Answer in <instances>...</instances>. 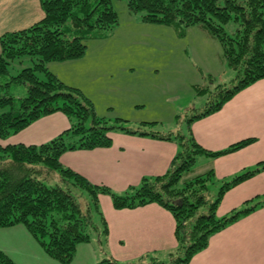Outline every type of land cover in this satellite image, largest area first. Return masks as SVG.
I'll use <instances>...</instances> for the list:
<instances>
[{
	"label": "trees",
	"instance_id": "obj_1",
	"mask_svg": "<svg viewBox=\"0 0 264 264\" xmlns=\"http://www.w3.org/2000/svg\"><path fill=\"white\" fill-rule=\"evenodd\" d=\"M39 4L43 11L39 20L0 35V139L54 112L65 114L70 126L38 145L0 143V228L24 225L48 257L68 264L77 246L91 242L93 233L107 236L99 195H109L116 209L155 202L175 220L176 246L167 253L169 259L149 254L120 262L108 256L96 264H187L207 247L213 234L264 205V197L256 196L225 215L216 213L224 193L263 170L264 161L222 180L213 198L208 188V183L215 182L212 168L186 178L197 156L218 157L256 140L248 137L210 151L195 141L191 124L264 78V0H127V8L140 12L144 22L176 25L182 31L193 25L202 27L219 42L225 63L233 71L229 84H218L212 91L197 90L206 94V102L200 112L186 116V133L108 124L96 115L92 101L80 89L49 70L48 63L81 58L90 40L110 35L118 24L112 0H39ZM17 85L25 86L24 95L13 94ZM112 130L175 140L179 149L164 174L143 177L123 194L61 164L59 158L67 150L111 146ZM95 214L100 230L93 220ZM0 264L16 263L0 250Z\"/></svg>",
	"mask_w": 264,
	"mask_h": 264
},
{
	"label": "crops",
	"instance_id": "obj_2",
	"mask_svg": "<svg viewBox=\"0 0 264 264\" xmlns=\"http://www.w3.org/2000/svg\"><path fill=\"white\" fill-rule=\"evenodd\" d=\"M38 4L39 0L38 3L37 0H0V20L3 16L5 20L6 17L9 19L7 25L0 27V35L39 20L43 11ZM22 11H25V16L13 15ZM50 71L59 77L57 71ZM69 126L70 121L65 114L54 112L0 139V143L38 145ZM191 132L195 141L210 151L222 150L248 137L256 138L253 143L218 157L199 155L195 163L200 161V169L193 176L212 168L215 182L220 183L264 161V78L237 92L218 111L195 120L191 124ZM109 135L111 146L67 150L61 154L60 162L90 182L106 185L120 193L131 186H138L143 177L164 174L179 149L175 140L119 130H112ZM256 196L264 197V169L227 190L216 213L225 215ZM99 207L108 228L103 240L106 247L101 250L102 258L112 256L120 262H133L150 254L162 259L176 246L174 217L161 205L152 202L135 208L116 209L110 196L101 194ZM90 244L92 241L79 244L75 258L82 252L84 257L93 254V262L101 260H98L94 249L91 252ZM0 250L17 264H20L18 257L22 260L21 255L26 253L36 264L52 262L22 224L0 228ZM187 264H264V205L213 234L207 247L193 255Z\"/></svg>",
	"mask_w": 264,
	"mask_h": 264
},
{
	"label": "rangeland",
	"instance_id": "obj_3",
	"mask_svg": "<svg viewBox=\"0 0 264 264\" xmlns=\"http://www.w3.org/2000/svg\"><path fill=\"white\" fill-rule=\"evenodd\" d=\"M112 7L117 12L118 24L110 35L88 40L83 57L50 62L47 65L49 70L57 71L62 80L80 89L92 101L96 115L103 117L108 124L186 133V116L200 112L206 102V94L197 90L212 91L218 84H229L233 78L221 45L198 25L182 31L176 25L144 22L140 12L127 8V0H112ZM13 15L22 17L25 11ZM8 20L3 16L0 27L7 25ZM12 92L22 96L25 86L17 85ZM192 106L196 110L189 111ZM199 165L200 161L194 163L186 178L192 177L200 169ZM218 184L214 181L208 183L212 198L217 194ZM196 189L192 187L191 190ZM93 220L100 230L99 216L95 214ZM94 234L91 252L94 249L99 260L102 248L106 247L105 237ZM79 253L68 264H96L97 261H92L93 254L84 257L82 252ZM21 258L18 257L17 261L20 264L33 262L27 253ZM168 259L166 255L161 260ZM50 260V264H62Z\"/></svg>",
	"mask_w": 264,
	"mask_h": 264
}]
</instances>
